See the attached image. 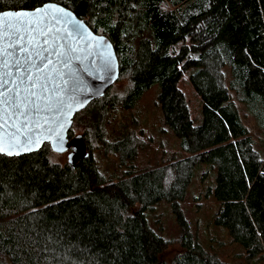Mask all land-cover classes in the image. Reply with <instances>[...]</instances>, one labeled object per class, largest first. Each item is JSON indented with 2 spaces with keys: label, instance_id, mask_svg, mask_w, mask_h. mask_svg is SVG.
<instances>
[{
  "label": "trees",
  "instance_id": "trees-1",
  "mask_svg": "<svg viewBox=\"0 0 264 264\" xmlns=\"http://www.w3.org/2000/svg\"><path fill=\"white\" fill-rule=\"evenodd\" d=\"M46 2L111 40L124 86H109L75 114L86 157L56 160L47 143L19 156L0 153V264H264V138L239 111L264 134V0H0V11ZM153 86L163 124L186 154L137 169L135 129L107 133L105 125ZM92 138L96 150L117 157L109 174ZM202 162L213 169L210 226L226 232L231 256L193 233L180 205ZM168 169L179 188L165 192ZM160 201L178 223L175 239L148 221Z\"/></svg>",
  "mask_w": 264,
  "mask_h": 264
},
{
  "label": "water",
  "instance_id": "water-1",
  "mask_svg": "<svg viewBox=\"0 0 264 264\" xmlns=\"http://www.w3.org/2000/svg\"><path fill=\"white\" fill-rule=\"evenodd\" d=\"M42 9L61 10L50 12L48 23L51 26L52 17H58L56 27L60 29L61 36H67L63 43L74 51L68 54L67 64L63 62V58L52 57L54 61L52 71L46 73L49 79L42 81L46 85L45 90L41 93L39 88L37 89L41 99L37 100V109H33L29 114L30 126H34L33 134L42 142L35 145L29 141L28 146L19 145V154H15V149L12 155L0 153L6 156H19L37 151L47 143L54 153H64L70 149L67 158L72 161L88 155L80 135L69 139L68 132L73 124V118L90 101L103 96L106 89L118 79L119 61L113 43L106 35L92 30L72 10L57 2H46L33 9L2 10L0 17L9 13L32 14ZM9 24L15 25V21L10 20ZM77 25L79 27L74 32L73 28ZM69 33L71 35H68ZM58 125H63V151L57 150L61 146V141L55 136V132L60 130ZM18 139L24 141L25 137L21 135Z\"/></svg>",
  "mask_w": 264,
  "mask_h": 264
},
{
  "label": "rangeland",
  "instance_id": "rangeland-1",
  "mask_svg": "<svg viewBox=\"0 0 264 264\" xmlns=\"http://www.w3.org/2000/svg\"><path fill=\"white\" fill-rule=\"evenodd\" d=\"M123 80L121 79L120 82L117 79L112 84V91H117L123 87ZM155 96L156 87L153 86L143 94L135 109L125 111L123 114H119L118 112L116 119L105 125L107 133L113 130L115 132L118 129L119 133H121L123 127L135 129L140 147L132 163L137 169L152 168L166 163L174 153L176 156L186 154L184 151L179 153V138L163 124L161 113L155 105ZM187 97L190 107L192 110H195L198 107V103L190 90L187 92ZM239 107L241 118L244 124L249 127L250 131L252 130L254 137L256 139L264 138L263 132L257 129V124L253 117L243 107ZM83 116L82 121L84 123L91 119L88 113H84ZM83 130V123L79 122V120L77 122V119L73 118V124L68 132L69 139L84 134ZM91 143L90 145L94 150L93 154L95 159L99 162L105 174H109L111 170L115 169L114 166L118 163L117 157L112 155L106 156L101 151L96 150L98 142L96 143L95 138H92ZM68 153L69 151L54 153L53 156L56 160L64 162L67 160ZM127 164H130V162ZM120 168L122 169L123 167L120 166ZM212 184L213 169L207 162L200 163L194 169L186 196L180 205L193 233L197 234L203 242H207L210 239L212 243L217 244L222 251L223 257L225 254L231 256L234 253L232 249L236 250V248L229 243L226 232L218 227L210 226L212 214L215 212L217 206L216 201L207 192L208 187L212 186ZM147 218L151 227L159 235L171 239L178 237L180 232L179 226L168 202L160 201L153 209L148 210Z\"/></svg>",
  "mask_w": 264,
  "mask_h": 264
},
{
  "label": "snow or ice",
  "instance_id": "snow-or-ice-1",
  "mask_svg": "<svg viewBox=\"0 0 264 264\" xmlns=\"http://www.w3.org/2000/svg\"><path fill=\"white\" fill-rule=\"evenodd\" d=\"M60 11L42 9L32 14L9 13L0 17V152L12 155L15 149V154H19V145L42 142L33 134L34 126H30L29 114L37 109V100L41 99L37 89L41 93L45 90L42 81L49 79L46 73L52 71V57L63 58L67 64L68 54L74 51L63 43L67 36H61L56 27L58 17L53 16L49 26L50 12ZM10 20L18 26L10 25ZM58 128L55 136L61 146L57 150L63 151V125ZM21 135L24 141L18 139Z\"/></svg>",
  "mask_w": 264,
  "mask_h": 264
},
{
  "label": "clouds",
  "instance_id": "clouds-1",
  "mask_svg": "<svg viewBox=\"0 0 264 264\" xmlns=\"http://www.w3.org/2000/svg\"><path fill=\"white\" fill-rule=\"evenodd\" d=\"M178 177L175 174V172L172 169H168L166 171V175L164 178V191L167 192L169 191L173 185H175L177 188H179V185H176L175 182L177 181Z\"/></svg>",
  "mask_w": 264,
  "mask_h": 264
},
{
  "label": "flooded vegetation",
  "instance_id": "flooded-vegetation-1",
  "mask_svg": "<svg viewBox=\"0 0 264 264\" xmlns=\"http://www.w3.org/2000/svg\"><path fill=\"white\" fill-rule=\"evenodd\" d=\"M68 151H70V149H69ZM68 151H66V152H68ZM67 155H68V154H67Z\"/></svg>",
  "mask_w": 264,
  "mask_h": 264
}]
</instances>
